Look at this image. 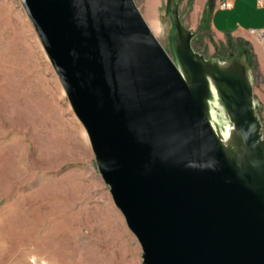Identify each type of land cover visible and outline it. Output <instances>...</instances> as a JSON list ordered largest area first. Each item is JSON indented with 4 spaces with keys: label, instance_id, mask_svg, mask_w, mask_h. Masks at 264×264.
Instances as JSON below:
<instances>
[{
    "label": "water",
    "instance_id": "water-1",
    "mask_svg": "<svg viewBox=\"0 0 264 264\" xmlns=\"http://www.w3.org/2000/svg\"><path fill=\"white\" fill-rule=\"evenodd\" d=\"M142 264H264V135L251 71L207 59L178 8L174 60L135 0H21ZM224 108L219 131L211 101Z\"/></svg>",
    "mask_w": 264,
    "mask_h": 264
},
{
    "label": "rangeland",
    "instance_id": "rangeland-1",
    "mask_svg": "<svg viewBox=\"0 0 264 264\" xmlns=\"http://www.w3.org/2000/svg\"><path fill=\"white\" fill-rule=\"evenodd\" d=\"M135 2L176 60L170 11L178 8L181 16L186 2ZM28 17L21 0H0V264H142V247L98 172L85 127ZM209 41L218 56L209 59L237 58L250 69L264 135L257 56L229 37L224 45ZM201 47L205 52L203 41L194 49ZM211 113L219 131L227 126L217 100Z\"/></svg>",
    "mask_w": 264,
    "mask_h": 264
},
{
    "label": "crops",
    "instance_id": "crops-1",
    "mask_svg": "<svg viewBox=\"0 0 264 264\" xmlns=\"http://www.w3.org/2000/svg\"><path fill=\"white\" fill-rule=\"evenodd\" d=\"M187 4V12L182 13V22L184 27L194 33V46L200 43L205 44L206 51L196 49L197 52L204 55L207 59L218 58L214 55L216 49L213 43L209 41L210 37L220 40L223 45L226 44V38L231 39V43H237L250 48L252 53L257 56L260 71L264 75V49L262 43L253 35L251 29L264 28V6L259 4V0H216L215 9L211 16L209 15L208 0H184ZM223 3H229V7H223ZM207 13V21L204 22V16ZM158 24L157 21L152 22ZM195 50V49H194ZM255 88V95L257 94Z\"/></svg>",
    "mask_w": 264,
    "mask_h": 264
},
{
    "label": "built area",
    "instance_id": "built-area-1",
    "mask_svg": "<svg viewBox=\"0 0 264 264\" xmlns=\"http://www.w3.org/2000/svg\"><path fill=\"white\" fill-rule=\"evenodd\" d=\"M259 4L264 6V0H259ZM225 8L229 7V3H223L222 5ZM251 35L255 36L263 45V49H264V28L262 29H251L250 30Z\"/></svg>",
    "mask_w": 264,
    "mask_h": 264
},
{
    "label": "trees",
    "instance_id": "trees-1",
    "mask_svg": "<svg viewBox=\"0 0 264 264\" xmlns=\"http://www.w3.org/2000/svg\"><path fill=\"white\" fill-rule=\"evenodd\" d=\"M214 9H215V4H214V2L212 1V2L210 3L209 8L207 9V11H209V12H208V13H209L208 16H211V15H212ZM205 20L207 21V13H206V16L204 17V21H205Z\"/></svg>",
    "mask_w": 264,
    "mask_h": 264
},
{
    "label": "bare ground",
    "instance_id": "bare-ground-1",
    "mask_svg": "<svg viewBox=\"0 0 264 264\" xmlns=\"http://www.w3.org/2000/svg\"><path fill=\"white\" fill-rule=\"evenodd\" d=\"M153 31V30H152ZM213 107V106H212ZM216 112V111H215ZM219 124V123H218ZM219 127V126H218ZM220 129V128H219Z\"/></svg>",
    "mask_w": 264,
    "mask_h": 264
}]
</instances>
